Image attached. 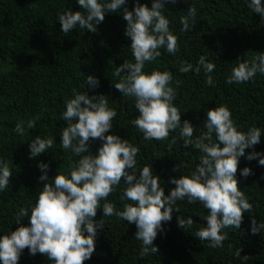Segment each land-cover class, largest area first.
Segmentation results:
<instances>
[{
  "label": "trees",
  "instance_id": "16d2710c",
  "mask_svg": "<svg viewBox=\"0 0 264 264\" xmlns=\"http://www.w3.org/2000/svg\"><path fill=\"white\" fill-rule=\"evenodd\" d=\"M137 2L151 8L153 0H127L117 12L105 13L95 33L77 25L64 34L58 16L69 10L84 12L78 0H0V161L7 163L13 174L7 188L0 190V237L20 226L16 215L21 208L29 211L21 224L29 226L31 209L44 183H54L57 174L70 175L71 166L81 156L98 155L103 143L99 139H90L88 152L80 156L71 148L62 147L61 134L68 126L62 114L74 91L106 96L108 107L116 111V116L105 135L115 134L139 149L135 169H129L130 173L135 171L139 177L145 165L152 166L165 195H169L175 187L171 178L189 176L195 171L204 154L194 145L184 147L181 129L171 132L166 140H146L132 123L139 115L135 99L123 96L115 88V83L126 75L114 76L115 69L125 61L135 62L131 39L125 35L127 22L122 11L124 7L133 10ZM249 3L250 0L166 2L163 14L170 22L169 30L178 38V51L172 54L166 47L158 49L161 55L154 61H146L143 71L171 73L170 86L176 92L173 104L181 113V125L185 120L193 125V140L207 131L208 110L221 105L230 110L238 131L246 133L253 126L260 128V142L245 150L235 177L253 210L244 213L239 228L222 229L221 234L227 237L223 246L211 248L210 241L195 237L207 224L204 217L208 210L199 201L189 204L186 199L178 200L171 221L163 222V231L153 241L158 252L141 258L143 244L135 238L136 225L115 215L103 216L104 203H112L116 211L135 203L121 199L127 187L122 179L100 202L94 220L97 224L103 220L104 227L97 228L95 252L84 264H264V229L256 234L251 231L253 217L258 225L264 224V165L259 164L260 157L246 158L252 152L264 156V74L258 72L243 83H227L239 62L251 64L257 55L264 53V20L250 9ZM191 6L197 10V23L195 28L184 32L180 18ZM201 56L215 65L211 73L206 74L199 66ZM186 64H191L192 70L181 72L180 68ZM197 67L199 73L195 72ZM89 75L99 81L98 87L86 83ZM207 75L213 77L212 85L206 84ZM29 121L35 123L34 128L27 127ZM18 123L24 128L23 135L14 131ZM37 136L53 138L54 143L45 153L30 158L29 145ZM212 139L216 141L215 134ZM41 163L48 165L47 180L43 181ZM177 165L180 169L173 171ZM245 167L252 170L246 178L241 175ZM178 217L185 220L191 217L194 223L182 229L178 227ZM18 264L53 262L40 253L31 255L25 248Z\"/></svg>",
  "mask_w": 264,
  "mask_h": 264
},
{
  "label": "clouds",
  "instance_id": "9594fccd",
  "mask_svg": "<svg viewBox=\"0 0 264 264\" xmlns=\"http://www.w3.org/2000/svg\"><path fill=\"white\" fill-rule=\"evenodd\" d=\"M127 0H78L84 12L71 10L59 14L61 31L68 34L77 27L86 28L95 33L96 25L103 22L105 13H115ZM175 3L176 0H153L151 8L147 4L136 3L133 10L123 8V19L127 22L125 35L131 39V50L134 63L125 61L117 67L114 76L126 75L115 83V88L123 96L135 99V108L139 115L133 120V125L144 134L146 140H166L171 132L180 128V137L184 147L194 145L204 155L194 172L189 176L171 178L175 187L169 195H165L160 178L153 174L152 166L145 165L139 177L135 171L136 156L139 149L127 140L115 134L105 135L112 128V120L116 111L108 107L106 96H90L88 93L73 92V98L66 101V111L63 119L68 126L62 131V147L71 148L78 156L88 152L90 139L101 140L98 155H83L77 164L72 165L70 175L57 174L54 183H44L38 193L35 206L31 209L29 226L21 224L22 218L29 215L27 209L21 208L16 215V223L20 226L10 234L0 237V261L2 264H18L20 255L25 248L31 255H45L53 264H84L95 252L97 228L103 230L104 221L94 220L100 202L113 191V187L123 179L127 184L121 199L127 198L135 203L125 204L123 211H116L112 203L103 204V216H117L134 223L137 227L135 238L142 241L140 257L150 253L155 254L158 248L153 245L158 232L163 231V222L171 221L173 206L178 200H187L189 204L199 201L208 210L204 217L207 224L200 228L195 237L201 241H210L209 247L223 246L227 238L221 234L227 227L239 228L245 212H251L253 206L245 198L238 187L235 178L240 157L245 156V150L260 142L261 130L253 126L246 133L238 131L232 120V114L226 106H219L207 112L205 128L207 131L195 140L193 125L185 120L181 125V113L174 106L176 92L170 83L173 79L168 71H143L145 62L156 60L166 47L167 52L175 54L178 51V38L169 30V20L163 14L165 3ZM250 9L261 15L264 20V3L262 0H250ZM182 31L188 32L195 28L197 10L190 7L186 15L181 16ZM199 66L205 73H211L215 65L206 62V57L199 58ZM192 70L191 64L180 68L187 73ZM200 72V67L195 69ZM264 74V53L256 56L249 64L239 62L232 69L227 83H243L251 80L257 73ZM86 83L93 88L99 86V81L89 75ZM214 83L211 75L206 76V84ZM179 82H177V85ZM78 118L73 123V119ZM27 127H35L29 121ZM23 135L24 128L18 123L14 129ZM213 134L216 141H213ZM75 142V143H74ZM54 139H42L37 136L29 145L30 158L45 153L53 146ZM176 140H172L175 144ZM260 157L259 164L264 165V156L252 152L246 158L252 160ZM44 173L40 180H47L48 165H39ZM180 169L177 165L173 171ZM252 174L249 167L241 171L245 178ZM12 172L7 163L0 161V190L7 188ZM163 209V210H162ZM179 210V208H177ZM193 220L178 217V227L190 228ZM251 231L253 234L264 229V224H257L253 217ZM85 232L87 235H85ZM241 249L237 251L240 255ZM247 259V257H245Z\"/></svg>",
  "mask_w": 264,
  "mask_h": 264
}]
</instances>
